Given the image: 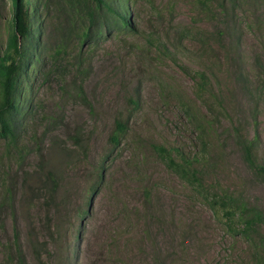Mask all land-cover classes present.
Returning <instances> with one entry per match:
<instances>
[{
	"label": "rangeland",
	"instance_id": "1",
	"mask_svg": "<svg viewBox=\"0 0 264 264\" xmlns=\"http://www.w3.org/2000/svg\"><path fill=\"white\" fill-rule=\"evenodd\" d=\"M202 1L132 0L137 30L114 33L89 49L92 65L85 87L93 113L64 89L76 74L71 64L65 73L29 83L32 107L16 140L0 135V214L5 224L0 228V264H17L8 261L5 251L14 227L27 264L254 262L250 239L230 231L222 211L215 212L153 147L176 146L192 156L202 144L185 108L218 117L210 138L212 153L201 169L206 186L210 192L211 186L243 194L264 207V183L249 171L227 132L233 123L251 136L257 130L264 157V88L258 95L254 88L242 91L234 74L241 67L248 74L243 79L255 83L258 65L263 64L264 72V0H236L223 13L218 0H207V7ZM10 17L11 0H0V49ZM221 25L230 26L231 33L225 30L217 39L211 33ZM162 43L171 52L160 50ZM197 69L211 75L222 107L197 93ZM118 119L127 126L115 145L110 135ZM82 125L89 139L85 155L71 136ZM104 157L105 177L83 215L95 168ZM51 178L59 182L52 199ZM7 195L13 207L4 201Z\"/></svg>",
	"mask_w": 264,
	"mask_h": 264
},
{
	"label": "trees",
	"instance_id": "2",
	"mask_svg": "<svg viewBox=\"0 0 264 264\" xmlns=\"http://www.w3.org/2000/svg\"><path fill=\"white\" fill-rule=\"evenodd\" d=\"M207 2L209 1L203 0L201 5L207 7ZM218 2L220 11L223 13L229 6H233L236 0H218ZM131 3L132 0H11V17L6 24V41L3 49H0V135L2 137L15 141L21 120L30 113L32 106L27 95L29 83H35L39 77L47 81L56 72L65 73L68 64L75 68L76 74L64 89L67 93L75 94L91 113L94 112V104L85 87L92 65L89 49L114 33L137 30L138 27L131 12ZM230 28V26L221 25V28L216 27L211 34L220 39L224 37L226 31L231 33ZM218 43L225 48L223 42ZM159 49L171 52L165 43L160 44ZM168 56L178 61L175 54H168ZM227 58L231 60L230 50ZM179 65L183 70H187L184 64ZM259 67L260 75L255 83L247 81V78L243 79L248 74L238 67L234 74L242 91L254 88L256 95L260 94L264 88V79L261 78L264 75L263 64L258 65ZM193 78L197 93L207 94L216 101L217 106L222 107V99L213 86L211 75L205 69H197L194 71ZM131 101L134 104L138 103L134 99ZM256 109L257 106L254 111ZM185 112L188 120L195 124L202 144L201 151L187 156L179 147L154 144L155 151L168 168L191 183L197 194L205 197L215 212L222 211L230 231L243 234L250 239L255 249L252 264H264V207L243 194H236L228 189L215 187L213 190L210 186L212 189L210 192L205 184L201 169L206 166L207 154L212 153L210 138L217 129L218 117L208 118L206 116L208 113L199 116L191 108H185ZM253 118L257 120L256 113ZM126 126L124 121L119 119L116 121L115 130L110 135L115 145L120 143ZM227 132L239 148L243 162L249 171L264 183V157H261L259 153V132L256 130L251 136L245 133L243 127L237 123L228 126ZM71 136L78 150L85 155L89 139L84 126L82 125V130H76ZM106 161L107 157H104L95 168V179L88 189L86 196L88 206L82 211L83 215L89 211L92 195L105 177ZM50 182L52 183V199L59 182L55 178H51ZM8 200V205L13 207V200L9 195L4 201ZM4 226L0 214V228L4 229ZM80 233L79 229L76 232L77 237ZM5 251L8 261L17 260V264H27L23 258L20 232L17 227H14L13 239Z\"/></svg>",
	"mask_w": 264,
	"mask_h": 264
}]
</instances>
